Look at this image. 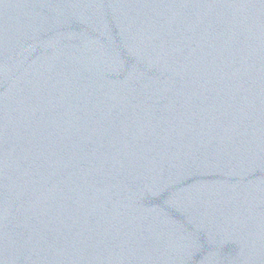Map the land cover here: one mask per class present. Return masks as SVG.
<instances>
[{
  "label": "water",
  "instance_id": "95a60500",
  "mask_svg": "<svg viewBox=\"0 0 264 264\" xmlns=\"http://www.w3.org/2000/svg\"><path fill=\"white\" fill-rule=\"evenodd\" d=\"M0 264H264V0H0Z\"/></svg>",
  "mask_w": 264,
  "mask_h": 264
}]
</instances>
